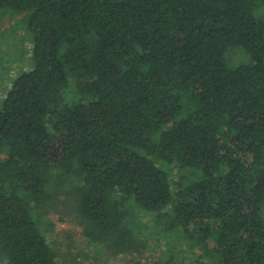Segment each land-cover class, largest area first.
<instances>
[{
  "label": "trees",
  "instance_id": "16d2710c",
  "mask_svg": "<svg viewBox=\"0 0 264 264\" xmlns=\"http://www.w3.org/2000/svg\"><path fill=\"white\" fill-rule=\"evenodd\" d=\"M12 11L33 50L0 103V264H62L38 214L69 184L111 256L143 252L144 214L165 264L183 242L264 264V0H0ZM232 48L251 63L228 66Z\"/></svg>",
  "mask_w": 264,
  "mask_h": 264
},
{
  "label": "rangeland",
  "instance_id": "374dc122",
  "mask_svg": "<svg viewBox=\"0 0 264 264\" xmlns=\"http://www.w3.org/2000/svg\"><path fill=\"white\" fill-rule=\"evenodd\" d=\"M27 13L8 12L0 19V103L11 88L12 82L24 71L32 67L33 35L26 24ZM230 67L250 64L251 58L242 49L232 48L226 54ZM74 99L73 89L68 93ZM172 179L175 183L183 181L184 175L191 176L192 171H182L172 167ZM187 183V182H186ZM74 187L67 185L49 206L38 214L41 229L58 254L62 264H165V238L159 234L160 227L155 215L139 214L137 222L143 230L146 246L141 254L109 255L101 245L89 243L84 235L77 211ZM157 240L161 243L157 244ZM172 242V238H169ZM176 264H206L199 251H188L186 243L179 246ZM171 264V263H170Z\"/></svg>",
  "mask_w": 264,
  "mask_h": 264
}]
</instances>
